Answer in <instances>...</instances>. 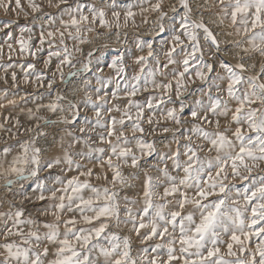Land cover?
Segmentation results:
<instances>
[{
    "label": "snow or ice",
    "instance_id": "6c2138e0",
    "mask_svg": "<svg viewBox=\"0 0 264 264\" xmlns=\"http://www.w3.org/2000/svg\"><path fill=\"white\" fill-rule=\"evenodd\" d=\"M14 4L23 10L21 0ZM149 5L137 7L156 14V35L166 31V18L174 21L172 35L160 42L162 57L153 46L155 37L136 39L135 47L147 53L134 57L131 74L130 50L117 49L104 67L96 58L93 68L94 51L84 54L77 46L93 43L87 36L96 25L109 33L114 28L118 41L120 29L129 21L135 24L131 5L121 22L115 5L113 19H107L103 0L87 7V15L78 2L73 7L68 0H48L49 8L59 10V28L42 26L33 44L32 28L20 27L21 54L36 57L46 51L45 68L56 60L50 79L35 72L33 63L19 65L33 70L26 81L34 75L45 87L47 80L46 93L34 100L53 95L57 74L62 84L80 80L70 95L55 92L49 103L28 110L35 123L26 131L34 135L18 141L19 151L14 154L11 145L0 149L5 190L41 203L36 216L15 204L0 212V264H264V0H170L168 11L165 0H149ZM0 7L13 10V0H0ZM29 7L41 11L34 0ZM169 11L179 15L178 22ZM45 15L50 27L57 22L55 14ZM12 26L4 21L0 31ZM5 36L6 43L13 40L11 31ZM222 52L231 53L235 62L220 58ZM112 84L115 90L106 91ZM140 93H148L144 103L134 99ZM122 98L123 105L112 103ZM41 109L55 119L40 115ZM162 121L166 125L159 128ZM56 124L65 126L60 151L45 158L47 149L38 142L47 136L44 128ZM158 130L171 133L163 152L147 139ZM96 165L105 185L92 183L93 177L101 179ZM56 168L64 178L53 173ZM124 168L133 171L125 175ZM45 171L49 175L41 178ZM29 180L35 183L31 194L25 190ZM132 181H139L135 195H121L135 186Z\"/></svg>",
    "mask_w": 264,
    "mask_h": 264
},
{
    "label": "rangeland",
    "instance_id": "374dc122",
    "mask_svg": "<svg viewBox=\"0 0 264 264\" xmlns=\"http://www.w3.org/2000/svg\"><path fill=\"white\" fill-rule=\"evenodd\" d=\"M37 5L41 6V11L33 12L32 9L29 7V0H21V7L20 9L15 8L14 0H13V10L9 12H5L3 7H0V23L4 21L11 20L13 22V26L11 29H5L4 31H0V149H2L5 145H11L14 148L15 152L19 151V143L18 141H24L29 139L34 133H29L26 131L27 128L32 127L35 121L31 120L28 115V110L32 109L35 111V108L39 104H47L50 100L54 99L55 92H60L61 94H71V89L76 87L79 84V77L71 78L70 82L66 84H62L59 80V75L57 74L56 77V84L54 85V93L52 96L44 95L43 99H33L34 97H38L41 94L46 93V84L47 80L44 81L45 87H40L38 82L35 79L34 75L29 77V80L26 81L24 79L25 74L32 72L33 70L28 69L27 67L21 68L19 65H27L28 63L35 64V72H44L46 76L50 79L52 78V73L56 71V60L55 58L52 60L51 65L48 68H45L43 60L46 59V51L42 53H38L36 57H31L27 52L21 54L20 53V46L17 41L20 39V27L27 26L32 28V43L38 44V36L43 26L46 30H54L59 28V10L54 8L48 7V0H34ZM80 3L85 7V14L87 15L86 8L92 5H99L100 0H68V5L75 6L76 3ZM154 2V0H153ZM170 0H165L164 10L168 11L167 5ZM6 3V0H5ZM142 3L145 8H148L149 0H103V4L107 7V19L111 21L113 19L111 12L113 10V5H115V11L121 12V22H123V12L127 10L128 6H132V10L136 13L135 16V24L132 21H129L127 28L120 29V36L119 40L117 41V37L115 35V29L113 28L112 32L109 33L106 29L100 28L98 25L95 26V30L92 33H88L87 38L92 40V44H85V45H77L83 49V53L86 54L89 50L94 51V63L92 65L95 68V59L99 58L100 66L104 67L107 63H110L112 59L115 58L117 55V49L121 52L127 53L129 50L131 51V56L126 55V64L128 65L129 74H131V70L135 67L133 63V59L137 55H146L147 49L141 52L139 49L135 47V41L138 38H143L145 40L152 39L155 37L154 41V48L157 50L158 53H163V47L161 46L162 40H169L172 33L170 31V26L174 22L170 19L165 20L166 31L161 33L160 35H156L154 21L156 19V14L152 12H143L139 7L138 4ZM61 7H66V5H62ZM182 11V10H181ZM27 13V15H25ZM48 14H55L57 16V22L49 26L47 20L48 17L45 15ZM209 13H205V19ZM169 17H175V22L179 21V15L176 13L168 12ZM194 17L195 13H194ZM145 18H147V23L144 22ZM64 19L66 20L67 17L65 16ZM219 31V29H215ZM6 31H11L13 34V40L5 42L7 37L5 36ZM97 33L100 35L98 36ZM24 39L28 40L29 36L28 33L23 34ZM221 38L223 34H221ZM12 45L11 50L8 47V44ZM69 48H73V42L68 41ZM104 44H107L108 47H103ZM167 47V45L165 46ZM47 49V45L45 46ZM74 55L77 59H82L83 56L81 53L74 52ZM220 58L226 59L230 62H235L233 60V56L231 53H220ZM11 57V59H9ZM9 64H12L13 67H7ZM79 67V65H77ZM7 69V71H5ZM65 74L68 73L69 68L65 66L63 68ZM15 73L16 81L13 82L12 74ZM105 74L111 75V70L105 67ZM88 78L93 77V73H87ZM115 79H120L119 77H115ZM121 83L123 81L121 80ZM82 87V86H81ZM93 87H95V83L93 82ZM106 91H113L114 84L108 85L105 89ZM7 91V98L4 97V92ZM148 93H140L134 99L137 101L144 103L145 97ZM26 97V100H22L21 97ZM77 99H81V96H77ZM9 99L16 100L15 105H11L8 103ZM112 103H120L123 105L124 99L122 98L120 101H113ZM40 115L50 116V118L55 119L54 116H51L45 109H41ZM84 113L82 112L81 115ZM91 115V113H88ZM113 115H118L117 113H113ZM17 121H19V126H17ZM166 125V122L162 121L159 125V128H162ZM167 126H171L168 124ZM144 127L146 132L149 130L150 126L145 123ZM44 131L47 133L46 137H42L39 140V145L46 148L47 151L44 154L45 158H52L59 154V141L65 133V126L62 124L50 125L44 128ZM131 136V133H127ZM147 139L156 141L158 151H166L167 145L171 141V133H163L161 131H157L155 135L147 136ZM163 141V143H161ZM93 147L98 145L93 144ZM103 147H107V145H99ZM172 147H175L173 144ZM78 149H83V145H77ZM214 155V153H213ZM154 160L155 157L149 158ZM89 167H93V165H89ZM95 171L98 175H101L102 170L99 168L98 165L95 166ZM133 171L129 168H124L123 172L125 175H128L129 172ZM54 174H60L62 178L65 177V174L60 173V169L56 168L53 169ZM104 175H107L109 179H111L112 173L110 171L103 172ZM49 175L48 172H41V178L47 177ZM75 175V172H67L66 176L71 177ZM81 179H84L81 177ZM92 183L101 186L105 185V181L102 178L96 179L95 177L92 178ZM132 184L135 185L134 187L124 188L121 190V195H128L133 197L135 193L139 189V181H132ZM111 187V185H107ZM35 187V183L33 180H29L25 182V190L31 194V188ZM19 186L13 191H18ZM9 204H15L16 207H23L26 214H31L33 216L37 215V209L41 206V203L38 201H25L21 196H13L11 192H8L4 188V178L0 177V212L8 211ZM41 219H45L41 217ZM47 219L51 220V217H47ZM135 241V237H133ZM2 242V241H0ZM135 247V243H134Z\"/></svg>",
    "mask_w": 264,
    "mask_h": 264
},
{
    "label": "bare ground",
    "instance_id": "6f19581e",
    "mask_svg": "<svg viewBox=\"0 0 264 264\" xmlns=\"http://www.w3.org/2000/svg\"><path fill=\"white\" fill-rule=\"evenodd\" d=\"M195 18V17H194ZM74 88V87H73Z\"/></svg>",
    "mask_w": 264,
    "mask_h": 264
}]
</instances>
